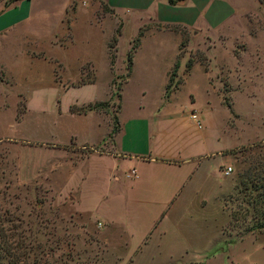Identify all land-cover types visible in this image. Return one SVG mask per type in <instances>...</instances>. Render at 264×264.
I'll list each match as a JSON object with an SVG mask.
<instances>
[{
    "label": "crops",
    "instance_id": "0c3cea01",
    "mask_svg": "<svg viewBox=\"0 0 264 264\" xmlns=\"http://www.w3.org/2000/svg\"><path fill=\"white\" fill-rule=\"evenodd\" d=\"M32 1L0 13V33L32 18ZM249 1L80 2L76 11L95 13L102 31L101 38L87 46L90 52L82 62L110 64L109 45L116 29L121 28L118 45L125 52L142 30L128 77L131 98L123 95L118 113L120 128L112 132L108 110H72L108 97L100 94L98 82L66 85L53 79L51 92L50 81L15 78L0 64V145L43 143L32 146L36 161L27 168L29 177L45 191L50 189L49 195L57 196L59 203L73 204L81 219L117 230L114 235L131 244L130 253L140 245L155 246L164 250L162 259H169L194 249L187 232L193 234L196 212L213 207L224 215L222 223L228 219L227 198L234 186L223 167H232L239 152L225 150H237L241 143L227 140L226 119L210 112L215 99L211 77H218V72L192 64L186 73L185 64H180L176 80H182L185 93L177 89L165 106L157 89L168 82L178 53L180 36L173 28H186L201 38L197 44L213 38L210 51L219 52V38L227 36L228 25L244 14ZM162 64L169 65L162 69ZM236 65L228 67V75L233 76L231 69L234 76L245 75L240 70L246 64ZM141 85L150 89L149 94ZM191 112L198 113L200 127ZM131 168H136L137 177L129 180L123 174Z\"/></svg>",
    "mask_w": 264,
    "mask_h": 264
},
{
    "label": "rangeland",
    "instance_id": "374dc122",
    "mask_svg": "<svg viewBox=\"0 0 264 264\" xmlns=\"http://www.w3.org/2000/svg\"><path fill=\"white\" fill-rule=\"evenodd\" d=\"M85 1L33 0V17L0 33V64L15 78L50 81L51 92L53 79L66 85L98 82L100 94L108 97L95 101L99 102L96 109L108 110L116 133L121 126L122 97L131 98L128 77L139 34L125 52L118 45V27L109 45L110 64L82 62L90 52L87 46L102 36L95 13L76 11ZM19 2L28 0H0V13ZM248 6L228 25L227 36L219 38L223 42L219 52L210 51L213 38L197 44L201 38L190 35L186 28H173L180 36L178 53L168 82L157 89L165 106L177 89L185 93L179 85L182 80H176L180 64H185L186 73L192 64L218 72V77H211L215 99L210 112L214 118L226 119L228 132L223 135L227 140L241 143L237 150H225L239 152L232 172L224 175L234 186L227 198V221L222 223L224 215L208 207L195 213L193 234L187 232L194 249L169 259H162L164 250L155 246L140 245L130 253L131 244L126 245L123 236H115L117 230L81 219L73 204L59 203L57 196L49 195L50 189L45 191L42 183L29 177L27 168L36 161L32 146L42 147L43 143H3L0 264H264V0H250ZM211 64H219L218 69L213 70ZM232 64H246L236 69L245 75L234 76L233 69V76L228 75ZM254 64L260 65L254 69ZM168 65L162 64V69ZM139 87L149 94V88ZM88 105H76L72 110L88 111Z\"/></svg>",
    "mask_w": 264,
    "mask_h": 264
},
{
    "label": "built area",
    "instance_id": "2783aa9c",
    "mask_svg": "<svg viewBox=\"0 0 264 264\" xmlns=\"http://www.w3.org/2000/svg\"><path fill=\"white\" fill-rule=\"evenodd\" d=\"M191 117L196 121V124L200 127L202 125V122H201V119L199 118V115L198 113L196 112H191ZM233 168L231 166H228L225 168L224 170V174L225 175H229L231 172H232ZM123 176L126 178V179H129V180H132L134 178L137 177V170L136 168H131L129 170H127Z\"/></svg>",
    "mask_w": 264,
    "mask_h": 264
},
{
    "label": "trees",
    "instance_id": "16d2710c",
    "mask_svg": "<svg viewBox=\"0 0 264 264\" xmlns=\"http://www.w3.org/2000/svg\"><path fill=\"white\" fill-rule=\"evenodd\" d=\"M141 31H140V33H139V36L137 37L138 38V44H139V41H140V36H141ZM97 103V104H96ZM99 104V102H94V104H91V103H89V105H88V108L89 109H96V106Z\"/></svg>",
    "mask_w": 264,
    "mask_h": 264
}]
</instances>
